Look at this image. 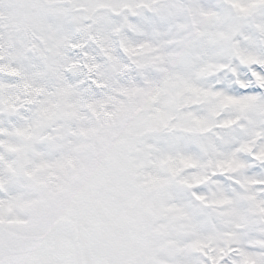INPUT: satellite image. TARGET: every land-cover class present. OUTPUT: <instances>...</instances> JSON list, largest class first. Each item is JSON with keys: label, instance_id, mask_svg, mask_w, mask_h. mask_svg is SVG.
<instances>
[{"label": "snow or ice", "instance_id": "obj_1", "mask_svg": "<svg viewBox=\"0 0 264 264\" xmlns=\"http://www.w3.org/2000/svg\"><path fill=\"white\" fill-rule=\"evenodd\" d=\"M0 264H264V0H0Z\"/></svg>", "mask_w": 264, "mask_h": 264}]
</instances>
